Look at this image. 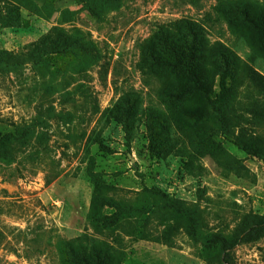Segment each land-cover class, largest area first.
Masks as SVG:
<instances>
[{
	"label": "rangeland",
	"instance_id": "rangeland-1",
	"mask_svg": "<svg viewBox=\"0 0 264 264\" xmlns=\"http://www.w3.org/2000/svg\"><path fill=\"white\" fill-rule=\"evenodd\" d=\"M191 25L217 98L187 118L153 56ZM262 217L264 0H0V264H264Z\"/></svg>",
	"mask_w": 264,
	"mask_h": 264
},
{
	"label": "trees",
	"instance_id": "trees-1",
	"mask_svg": "<svg viewBox=\"0 0 264 264\" xmlns=\"http://www.w3.org/2000/svg\"><path fill=\"white\" fill-rule=\"evenodd\" d=\"M246 17L254 22V18L246 13ZM190 33L192 39L189 42L176 43L173 41L165 42V51L160 52L153 56L158 62L167 65L175 73L180 75L178 88L175 91L167 90L169 97H185L188 99L189 104H195L190 109L184 107L182 112L187 118H194L192 114L198 116L199 112H203L208 107H213L216 94L214 90V68L215 63L210 62V55L212 45L209 44L204 37V29L195 25L190 26ZM220 56L222 60L220 79L221 89L228 90L225 85L226 77L230 78L234 75L233 71L228 72L231 68L232 60L234 59L233 53L229 50L220 49ZM234 69V67H233ZM229 73V74H228ZM165 86L170 85L168 78L164 81ZM133 108V104L129 106ZM127 111L131 113L128 109ZM149 111V133H150V151L152 154H159L161 146L166 142V137L163 132L167 128L166 118L164 115L154 107H150ZM122 119V116H120ZM264 226V217L254 222L247 233L252 231H260ZM234 244L231 246V248ZM83 264H94L91 259L86 256L78 258ZM95 264H102L101 258L97 257Z\"/></svg>",
	"mask_w": 264,
	"mask_h": 264
}]
</instances>
